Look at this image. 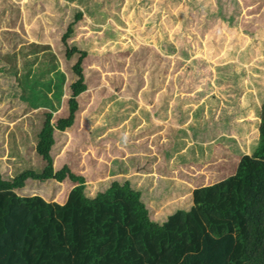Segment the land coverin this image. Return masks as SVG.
<instances>
[{
    "label": "rangeland",
    "instance_id": "rangeland-1",
    "mask_svg": "<svg viewBox=\"0 0 264 264\" xmlns=\"http://www.w3.org/2000/svg\"><path fill=\"white\" fill-rule=\"evenodd\" d=\"M11 1L22 7L24 29L30 40L49 45L55 54L64 48L59 46L63 30L45 14L53 13L58 1L83 13L67 41L69 48L86 51L90 59L127 55L123 69L114 63L106 67L101 62L96 65L86 61L89 67L99 70L98 74L78 99L74 126L55 133L59 134L51 150L55 171L67 166L74 174L84 176L90 197L109 188L118 176L130 177L119 160L130 167L131 161L139 158L137 167L133 165L131 169L135 178L132 183L145 189L144 204L157 208L165 191L157 178L168 179L161 173L162 161L172 171L180 167L191 175L200 173L207 178L216 171L227 178L235 173L237 159L256 149L264 102V0H111V8L118 3V17L113 14L106 19L97 16L104 0ZM24 2H28V8ZM3 7L0 3V10ZM12 26L1 29L11 30ZM14 28L21 30L18 25ZM138 49L142 58L148 57L140 92L139 84L130 82L128 70L134 68L135 62L129 53ZM4 60L0 66L8 70ZM75 61L61 63L60 70L69 81L70 66ZM46 62L47 58L42 79L47 84L51 79L60 81ZM154 72L159 76L155 86L151 82ZM130 83L132 89L128 90ZM2 85L0 122L7 123L13 120L8 117L12 111ZM65 94L64 106L54 113L53 123L68 104L69 93ZM36 112L34 117L18 122L19 128L14 130L18 140L29 127H34L37 138L45 113L50 110L42 107ZM7 137L8 142L11 137ZM31 146L22 151L34 154H25V169L30 165L41 171L47 162ZM18 147L22 150V145ZM18 165L16 170H25L23 162ZM150 169L156 177L145 184L143 171ZM206 183L213 181L207 179ZM47 187L50 192L57 191L55 201L63 202L73 184L51 182ZM157 189L162 192L157 193ZM185 201L188 204L190 200ZM187 204L189 210L191 202Z\"/></svg>",
    "mask_w": 264,
    "mask_h": 264
},
{
    "label": "trees",
    "instance_id": "trees-1",
    "mask_svg": "<svg viewBox=\"0 0 264 264\" xmlns=\"http://www.w3.org/2000/svg\"><path fill=\"white\" fill-rule=\"evenodd\" d=\"M0 3L4 6L0 10V61L5 59L9 65L8 70L0 66V86L3 84L2 93L12 111L8 117L13 119L0 122V264H264V102L256 149L237 159L235 173L227 178L216 171L208 174L210 178L200 173L191 175L180 167L172 171L162 161L160 171L168 179L157 178L165 191L158 207L151 208L142 201L144 188L132 183L135 178L131 169L139 158L133 159L130 167L119 160L130 177L118 176L109 188L90 197L84 176L74 174L67 166L55 171L51 155L59 135L55 133L74 126L78 99L98 74L99 70L89 67L86 61L101 62L106 67L114 63L123 69L127 55L90 59L86 51L69 48L67 41L83 13L58 1L53 13L45 14L63 30L59 46L64 48L55 54L49 45L30 40L24 29L22 7L11 0ZM109 4L111 0H104L97 16L106 19L114 14L117 18L118 3L112 8ZM23 5L28 8V2ZM56 6H60L58 12ZM18 21L20 24H16ZM8 25L11 30L1 29ZM17 25L21 30L14 28ZM140 53V49L129 53L135 62L134 68L128 69L130 82L139 84L138 92L144 85L142 72L148 59ZM46 58L47 66L53 68L60 81L51 79L47 84L42 79ZM61 58L68 65L76 59L70 66V81L60 70ZM156 74L152 75L153 86L159 78ZM66 91L68 104L53 123L54 113L64 106ZM42 107L50 112L45 113L37 138L34 127H29L18 140L14 131L19 128L18 122L34 117ZM5 135L11 137L8 142ZM30 145L47 162L41 171L30 165L25 169V154L33 152L22 151ZM20 161L25 164L21 172L16 170ZM143 173L145 184L155 180L151 169ZM207 179L213 183H206ZM65 181L73 187L63 202L55 201L57 191L50 192L47 186ZM185 200L191 202L189 210Z\"/></svg>",
    "mask_w": 264,
    "mask_h": 264
}]
</instances>
